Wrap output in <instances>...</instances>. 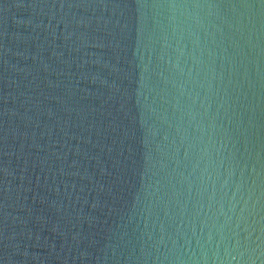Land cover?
Returning <instances> with one entry per match:
<instances>
[{
  "label": "water",
  "instance_id": "water-1",
  "mask_svg": "<svg viewBox=\"0 0 264 264\" xmlns=\"http://www.w3.org/2000/svg\"><path fill=\"white\" fill-rule=\"evenodd\" d=\"M0 264H264V0H0Z\"/></svg>",
  "mask_w": 264,
  "mask_h": 264
}]
</instances>
